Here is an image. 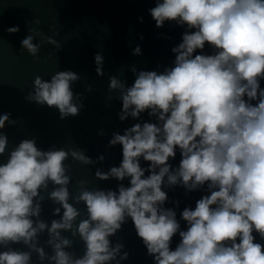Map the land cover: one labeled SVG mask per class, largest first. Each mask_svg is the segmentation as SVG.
Segmentation results:
<instances>
[{
  "label": "clouds",
  "instance_id": "1",
  "mask_svg": "<svg viewBox=\"0 0 264 264\" xmlns=\"http://www.w3.org/2000/svg\"><path fill=\"white\" fill-rule=\"evenodd\" d=\"M149 13L157 28L175 22L185 31L171 49L172 65L163 71L133 66L130 86L109 76V91L118 92L122 103L120 121H140L145 112L154 118L109 139V148L122 147V160L107 171L97 168L95 177L119 181L117 189L89 190L81 180L72 197L65 161L71 157L93 165L105 156L93 160L80 148L42 150L35 137L22 139L0 163V264H32L33 253L40 264H122L129 252L110 238L129 220L153 264H264V244L256 241V235L264 240V0H156ZM19 31V26L7 29L9 34ZM28 32L21 48L34 60L43 42L60 48L52 37L34 43L41 33ZM206 45L212 54L204 52ZM141 54L138 45L133 55ZM94 61L97 76L103 77V55L95 54ZM79 80L71 70L58 71L50 80L37 75L25 98L58 109L61 120L75 117L84 106L82 93L73 91ZM10 117L0 114V130L16 124ZM7 146L8 136L0 131V156ZM177 150L181 159L173 167L169 161ZM50 183L47 198L58 205L53 215L59 219L49 224L40 216L42 192ZM177 186L186 193H208L194 208L185 207L179 220L174 208L165 207V189ZM81 203L86 218L77 224L82 213L74 205ZM44 232L51 255L39 245ZM65 232L83 242V255L67 250L73 240ZM177 234L180 241L173 250ZM20 244L27 250L13 247Z\"/></svg>",
  "mask_w": 264,
  "mask_h": 264
},
{
  "label": "water",
  "instance_id": "2",
  "mask_svg": "<svg viewBox=\"0 0 264 264\" xmlns=\"http://www.w3.org/2000/svg\"><path fill=\"white\" fill-rule=\"evenodd\" d=\"M155 4L156 0H0V114L11 113L10 118L16 121L15 125L6 124L0 130L8 136V146L5 154L0 156V163L7 161L9 152L22 139L35 137L37 146L42 150L53 146L65 150L80 148L93 160L101 154L105 156L102 163L93 165L81 164L71 157L65 161L69 166L71 180L68 188L72 197L78 194V181L81 180L86 182L85 186L89 190L117 189L119 181H100L95 177L97 168L107 171L111 166H119L122 160V147L116 145L109 148V139L114 132L123 134L133 124L154 122V118L145 112L140 121L131 118L120 121L118 113L122 103L118 99V92L109 91V76L115 75L130 86L135 79L130 70L133 66L137 70L163 71L164 67L172 65L175 54L171 49L181 42L185 31L175 22H165L163 27L157 28L149 13ZM141 17L142 23L139 20ZM37 20L40 22L38 25L34 23ZM14 26H19L20 31L9 34L7 29ZM30 28L41 33L34 43H42L45 37H52L60 48L43 42L38 53L39 59L34 60L21 48V40L30 34ZM138 45L142 54L133 55ZM204 52L212 54L207 45ZM97 53L104 57L103 77L96 73L94 56ZM64 70L80 75L79 82L73 85V91L82 93L84 106L79 115L61 120L58 109L41 107L25 97L32 91L37 75L50 80L53 74ZM260 83L264 88V80ZM89 87L90 92L87 91ZM101 130L105 133L103 136L98 135ZM180 159L177 150L175 159H170L169 163L177 167ZM141 165L147 167L148 162L141 159ZM123 183L129 185L127 179ZM52 188L50 183L47 191L42 192L45 200L40 219L49 224L51 220L59 219V216L53 215L58 205L47 198ZM165 190L169 197L165 207L174 208L178 220L185 207L194 208L196 200L208 194L203 190L186 193L180 186ZM173 201H179V206L176 207ZM69 202L72 203V200ZM74 206L82 213L78 224L80 219L86 218V208L83 203ZM180 223L181 229L186 230V222L181 220ZM62 235L73 240L68 251L74 252L76 256L83 255L84 245L78 236L72 237L70 232ZM47 239V232L38 236L39 245L51 255ZM110 239L113 244L123 243L124 250L129 252V258L122 264H153L131 220ZM179 241L177 234L171 244L173 250ZM256 241L264 244L258 235ZM13 247L27 250L22 244ZM32 264H40L35 253Z\"/></svg>",
  "mask_w": 264,
  "mask_h": 264
}]
</instances>
